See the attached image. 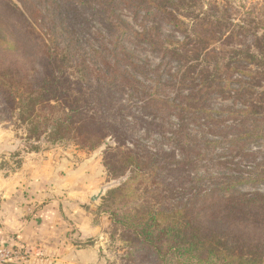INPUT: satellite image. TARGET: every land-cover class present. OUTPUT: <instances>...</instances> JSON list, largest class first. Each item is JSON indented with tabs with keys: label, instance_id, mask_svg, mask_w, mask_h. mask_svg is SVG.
I'll return each instance as SVG.
<instances>
[{
	"label": "trees",
	"instance_id": "1",
	"mask_svg": "<svg viewBox=\"0 0 264 264\" xmlns=\"http://www.w3.org/2000/svg\"><path fill=\"white\" fill-rule=\"evenodd\" d=\"M168 3L171 7H167ZM134 4H139L137 11L145 13V20H155L151 31L145 28L137 32L121 20L118 10L135 8ZM174 9L179 8L170 0H0V10L6 18L0 21V122L8 117L26 126V140L30 143L43 138L52 144L72 140L92 152L102 148L109 138L115 142L104 149L103 166L112 180L130 175L120 186L107 191L100 210L110 216L111 226L125 229L123 236L132 248L130 255L134 260L141 255L153 264H264V194L234 191L246 183L264 181L258 174L252 180L239 176H226L222 182L215 180L204 194L196 193L171 208L143 204L128 205L122 212L111 208L113 203L124 202L138 193L135 184L140 180L144 182L164 170L179 179L180 174L187 173L184 165L191 163L196 167L198 161L205 160L198 150L222 144L196 139L189 132V125L203 122L202 119L214 125L218 118L212 115L221 114L209 111L206 103L212 94L223 96L231 92L236 73L242 78L238 95L249 94L250 98L247 107L232 116L242 117L247 126L239 129L244 135L230 137L224 144L235 146L244 139L264 138V131L254 126L258 109L264 108V90L256 92V83L264 79V52L245 48L235 49V57L220 54L212 35L204 37L202 31L207 34L211 27L216 31L218 25H224L220 19L210 21L207 16L195 18V37H189L187 43L162 41L155 32L159 29L156 22H165L175 29L184 25ZM96 19L102 24L100 31L93 29ZM227 26L224 31L219 30L225 41H232L238 34H229ZM135 38L158 52L162 63L175 62L183 68L180 83L186 94L180 95L179 103L156 97V89L149 93L140 88L133 73L137 68L129 63L131 55L126 48ZM254 40L260 42L261 38L255 35ZM189 43L194 49L187 48ZM200 47L207 64L214 58L211 67L189 62V52L198 54L197 60L202 58ZM250 64L258 65L259 70H252ZM188 81L191 83L185 85ZM127 89L144 93L147 99L143 111L152 105L157 112L168 108L182 118L179 133H183V139L177 143L187 152V160H174L163 166L161 158L168 154H153L140 141L135 142L134 148L128 146L127 131L131 132L134 126L124 115L129 109L123 103ZM195 177L188 182L202 179ZM160 184L163 181L157 183ZM222 192L231 195L208 203L209 198Z\"/></svg>",
	"mask_w": 264,
	"mask_h": 264
},
{
	"label": "rangeland",
	"instance_id": "2",
	"mask_svg": "<svg viewBox=\"0 0 264 264\" xmlns=\"http://www.w3.org/2000/svg\"><path fill=\"white\" fill-rule=\"evenodd\" d=\"M15 1V0H13ZM175 3V6L179 9H174L176 15L183 22V26L175 29L173 26L166 24L165 22H156V26L159 27L155 32L160 36L163 41L187 43L189 37L194 38L193 28L196 25L195 18L207 16L210 21L220 19L224 27H212L206 31H202L204 37L212 35V39L215 41V48L219 49L217 52L225 57H235L233 51L235 49H251L254 52H264V0H170ZM135 8L125 9L120 8L118 14L127 23L130 28L137 32H141L143 29L151 31L154 27L155 20L144 18V12H138L136 7H140L139 4H134ZM167 7L169 3L166 4ZM171 10V8H169ZM0 10V21H6L4 14ZM4 17V18H2ZM119 21H115L118 23ZM208 22V21H207ZM219 22V21H218ZM230 23L232 26H227ZM206 24V23H205ZM228 27L229 34H238L233 37L232 41H225V38L221 35L222 30ZM41 29V27L39 28ZM94 31L102 30V24L99 20L93 22ZM45 31V29H42ZM228 34H226L227 36ZM257 35L261 38V41L256 42L254 36ZM203 37V36H202ZM203 37V38H204ZM232 38V39H233ZM126 46L128 53H130L129 63L136 67V71H133L137 81L141 83V89L149 91V93H155L156 97L168 103H179L180 95H185L186 90L181 88L180 75L183 68L175 62L166 61L162 63L161 57L158 52H155L153 48L144 43L142 39H131V42ZM187 48L194 49V45L187 44ZM200 60H197L198 54L188 53L189 62L198 63L201 67L206 63L204 61V51L201 47ZM208 67H211L215 60L209 59ZM252 70H259L258 65H249ZM196 74V73H195ZM195 76L194 73L191 74ZM190 75V76H191ZM226 75H224V78ZM227 77L229 78L228 74ZM240 74H234L232 82L234 86L230 89L231 92H226L223 96L219 94H212L209 96V100L206 103L207 109L214 113H220L218 115H212L218 119L214 122V125L210 126V122H206L202 119L189 125V132L192 136L205 143H222L214 148L208 149L207 146H203L197 153H201L205 156V160L198 161L197 166L194 167L191 163L184 165L186 174H180L179 179L175 180L174 174L168 170L161 171L158 176H152L147 178L146 181H139L138 193L130 196L128 200L124 202L117 201L111 206L112 209H117L122 212L126 206L135 207L136 205L152 206L157 208L174 207L181 205L192 197L194 194L199 195L206 192V188L213 185L215 180H224L226 176L242 177L244 180H252L256 174L264 178V138L260 139H244L238 145L230 146L224 144L225 140L230 137H236L244 135V131L239 130L245 128L247 123L242 117H233L232 115L239 110L247 107V101L250 98L249 94L245 97L238 95ZM191 83L186 82L185 85ZM129 88V86H128ZM264 90V79H260L256 83V92H262ZM145 98L144 93H136L134 90L127 89L123 94V103L128 105V111L124 114L127 120L132 123L135 133L127 131L128 146L134 148L136 141L143 143L147 149L159 156L161 154H168L162 159L163 166L174 160L188 159L187 152L182 150L177 140H182L183 133L180 132L182 125V118L176 115L175 111L168 110V108L156 111L151 105L147 111H143V103ZM264 107V105L262 106ZM259 117L256 120L255 127L258 131H264V108L258 109ZM220 117V118H219ZM253 121V119H252ZM146 122L153 125L149 126ZM28 132L26 126H20L12 120L6 119L0 122V144L6 148L7 158H2V165H7L8 173H13L17 165L20 163L22 157L25 155V151L35 150L39 148L43 151L52 150V153H56L58 158L69 159L71 162L68 164L73 169L72 177H69L65 183H73V189H76L78 185L83 186V189L87 193H90L94 189H100L98 195V208L97 218L100 216L109 217L108 214L102 213L100 206L102 205V199L107 196V191L112 190L120 186L130 175L127 174L125 178H119L112 180L103 166V153L107 145L114 146L115 142L112 139L105 141V145L96 151H88L82 147H79L72 140H65L62 143L52 144L46 138H43L36 142L26 140ZM22 149L24 152H18ZM54 150V151H53ZM165 152V153H163ZM174 153L175 155H169ZM191 157L195 155L190 153ZM199 158V156L196 155ZM70 161V160H69ZM67 162V161H66ZM165 163V164H164ZM80 173L78 176L75 172ZM198 173L202 177L197 176ZM199 182H188L193 176ZM75 176V177H74ZM80 176V178H79ZM186 181H184V180ZM194 179V178H193ZM80 180V181H79ZM157 185V183H162ZM222 182V181H221ZM134 185V186H135ZM62 191V190H61ZM65 192H70L68 189ZM62 191V192H64ZM240 193L246 195H252L256 193L264 194V181H259L255 184L246 183L238 186L234 189ZM174 193L166 197V194ZM66 194V196H67ZM65 195V193H64ZM219 195V196H218ZM217 196L208 199V203L213 201L225 200L231 194L226 192L219 193ZM58 196V192H57ZM102 197V198H101ZM101 198V199H100ZM88 209L92 210L94 203L87 204ZM106 221V220H105ZM108 222V223H107ZM105 222V232L101 233L98 237V245L101 250V262L99 264H153L146 261L138 255L134 260L130 255L131 246L124 239L123 234L125 229L120 225L114 224L109 226V220ZM67 237L66 242L77 248H84L86 245L82 243L78 235L75 236L68 233L64 235ZM17 240L21 241L19 237ZM22 243V242H19ZM26 242L20 248L21 257L24 261H28L31 258V251ZM29 244V243H28ZM87 244H91L88 242ZM97 246V245H96ZM76 248V247H75ZM155 264V263H154ZM161 264V263H160Z\"/></svg>",
	"mask_w": 264,
	"mask_h": 264
},
{
	"label": "crops",
	"instance_id": "3",
	"mask_svg": "<svg viewBox=\"0 0 264 264\" xmlns=\"http://www.w3.org/2000/svg\"><path fill=\"white\" fill-rule=\"evenodd\" d=\"M51 151H25L9 174L7 165H2L8 152L0 144V245L17 249L25 241L32 253L28 261L20 257L5 264H99L102 253L97 239L105 232L107 219L110 222L103 215L97 218L100 189L87 193L76 183L72 190L73 183H65L72 177L71 157L58 158ZM68 233L77 234L86 246L79 249L66 242Z\"/></svg>",
	"mask_w": 264,
	"mask_h": 264
},
{
	"label": "built area",
	"instance_id": "4",
	"mask_svg": "<svg viewBox=\"0 0 264 264\" xmlns=\"http://www.w3.org/2000/svg\"><path fill=\"white\" fill-rule=\"evenodd\" d=\"M21 257V250L19 247L10 248L8 246L0 245V264H5L9 261H17Z\"/></svg>",
	"mask_w": 264,
	"mask_h": 264
}]
</instances>
